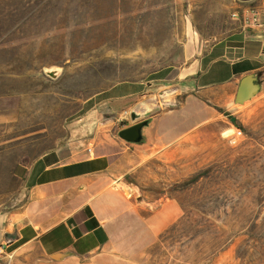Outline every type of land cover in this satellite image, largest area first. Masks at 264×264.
Returning a JSON list of instances; mask_svg holds the SVG:
<instances>
[{"label": "rangeland", "instance_id": "374dc122", "mask_svg": "<svg viewBox=\"0 0 264 264\" xmlns=\"http://www.w3.org/2000/svg\"><path fill=\"white\" fill-rule=\"evenodd\" d=\"M252 1L0 0V218L25 199L16 164L62 142L86 98L160 71L151 80L164 84L154 112L177 106L188 65ZM257 79L258 90L241 102L225 99L221 85L203 90L194 117L203 121L182 150H157L124 177L140 197L180 204L157 239V264H264V71ZM190 110L184 105L187 126ZM121 115L120 123L131 122ZM233 128L241 134L230 141Z\"/></svg>", "mask_w": 264, "mask_h": 264}, {"label": "crops", "instance_id": "0c3cea01", "mask_svg": "<svg viewBox=\"0 0 264 264\" xmlns=\"http://www.w3.org/2000/svg\"><path fill=\"white\" fill-rule=\"evenodd\" d=\"M250 4L261 7L264 0ZM233 20L234 29L209 44L180 77L178 105L157 113L152 147H131L116 131L129 124L120 123L123 110L127 114L164 87L151 81L163 78L160 71L151 79L116 81L86 98L62 142L16 164L25 199L0 218V244L6 241L10 254L6 264H157V239L180 215V204L163 194L140 197L124 177L157 150H182L189 130L203 121L194 118L203 109V90L224 86L228 99L240 76L264 71V11L256 26ZM170 91L171 100L180 92ZM187 103L194 107L188 126L182 114Z\"/></svg>", "mask_w": 264, "mask_h": 264}, {"label": "water", "instance_id": "95a60500", "mask_svg": "<svg viewBox=\"0 0 264 264\" xmlns=\"http://www.w3.org/2000/svg\"><path fill=\"white\" fill-rule=\"evenodd\" d=\"M46 72L51 76L57 73L54 69L47 70ZM257 73L258 71L240 76L233 96L234 102H241L258 90L259 81L257 79ZM161 94L162 92H158V95ZM155 102V97L150 96L134 103L127 112L131 122L117 129L116 136L124 143L137 148L142 149L152 145L154 141V122L157 117V113L154 112L156 109Z\"/></svg>", "mask_w": 264, "mask_h": 264}, {"label": "built area", "instance_id": "2783aa9c", "mask_svg": "<svg viewBox=\"0 0 264 264\" xmlns=\"http://www.w3.org/2000/svg\"><path fill=\"white\" fill-rule=\"evenodd\" d=\"M264 11V6H255L252 4H247L240 6L237 9H234L231 12L233 19L238 20L239 24L242 27H252L260 24V12ZM126 110H123L122 113H125ZM241 134L239 128H233V131L229 135V140L234 141L236 137ZM6 241L0 244V264H6L8 261H3V258L6 257L7 260L10 257V254L6 250ZM5 262V263H4Z\"/></svg>", "mask_w": 264, "mask_h": 264}, {"label": "bare ground", "instance_id": "6f19581e", "mask_svg": "<svg viewBox=\"0 0 264 264\" xmlns=\"http://www.w3.org/2000/svg\"><path fill=\"white\" fill-rule=\"evenodd\" d=\"M229 130H231V129H229ZM229 130H227V131H229ZM225 133H226V131H225Z\"/></svg>", "mask_w": 264, "mask_h": 264}]
</instances>
